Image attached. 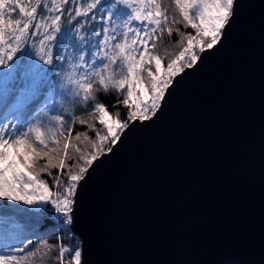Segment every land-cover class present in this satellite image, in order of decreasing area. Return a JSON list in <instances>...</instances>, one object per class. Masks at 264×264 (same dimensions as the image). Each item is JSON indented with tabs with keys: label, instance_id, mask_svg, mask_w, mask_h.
<instances>
[{
	"label": "snow or ice",
	"instance_id": "snow-or-ice-1",
	"mask_svg": "<svg viewBox=\"0 0 264 264\" xmlns=\"http://www.w3.org/2000/svg\"><path fill=\"white\" fill-rule=\"evenodd\" d=\"M168 3L174 14L165 0H0V202L26 222L3 227L14 243L0 242V264H85L62 235L34 241L25 227L55 213L71 241L86 177L157 117L237 12V0Z\"/></svg>",
	"mask_w": 264,
	"mask_h": 264
},
{
	"label": "water",
	"instance_id": "water-1",
	"mask_svg": "<svg viewBox=\"0 0 264 264\" xmlns=\"http://www.w3.org/2000/svg\"><path fill=\"white\" fill-rule=\"evenodd\" d=\"M187 71L78 191L85 264H264V0Z\"/></svg>",
	"mask_w": 264,
	"mask_h": 264
},
{
	"label": "trees",
	"instance_id": "trees-1",
	"mask_svg": "<svg viewBox=\"0 0 264 264\" xmlns=\"http://www.w3.org/2000/svg\"><path fill=\"white\" fill-rule=\"evenodd\" d=\"M165 7L169 8L170 15L174 14V10L170 7L168 0H165ZM97 15H99V13ZM3 99L0 100V120L3 119L5 111L7 110V107L2 106ZM105 102L112 103L114 101H112L111 98H109ZM120 111L124 112L125 109L121 108ZM77 130H82V129H80V126H77ZM53 171L55 172V170ZM41 175L42 178L48 179L49 183H51L50 179L45 174H41ZM14 207L16 206L10 204L6 206L3 202H0V242L14 243V241L11 240H7V241L3 240L2 229L5 225L10 226L13 223H17L20 225L26 224L25 220L20 219L19 216L11 212V209ZM58 229L59 226L56 224L55 213H52L51 216L48 218H40L38 223L33 222L32 224L27 225L25 227L24 235L31 237L34 241L37 239H47L49 240L50 243L55 242L56 236L62 235L64 237L65 243L71 242L73 245L79 246V240L73 232H72V239L71 241H69L68 233H64ZM33 231L35 232L34 236H33Z\"/></svg>",
	"mask_w": 264,
	"mask_h": 264
},
{
	"label": "rangeland",
	"instance_id": "rangeland-1",
	"mask_svg": "<svg viewBox=\"0 0 264 264\" xmlns=\"http://www.w3.org/2000/svg\"><path fill=\"white\" fill-rule=\"evenodd\" d=\"M0 71H7L6 69H0ZM6 91V84L5 82H3L2 80H0V100L4 98V93ZM8 111V108L7 110L5 111V113ZM10 118V117H9Z\"/></svg>",
	"mask_w": 264,
	"mask_h": 264
}]
</instances>
